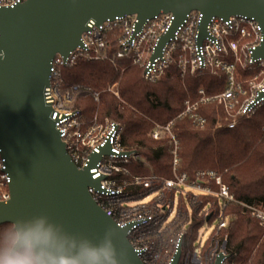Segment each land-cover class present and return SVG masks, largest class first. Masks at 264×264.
I'll return each mask as SVG.
<instances>
[{
	"label": "water",
	"instance_id": "95a60500",
	"mask_svg": "<svg viewBox=\"0 0 264 264\" xmlns=\"http://www.w3.org/2000/svg\"><path fill=\"white\" fill-rule=\"evenodd\" d=\"M193 11L202 14L199 44L213 17L256 20L263 40L253 58L264 61V0H24L14 7L0 6V51L5 53L0 60V155L10 193L7 201L0 200V225L12 224L22 235L47 233L56 254L104 248L113 253L115 264H145L130 242L132 224L120 227L89 192L99 190L101 181L93 179L89 169L111 154V145L101 146L99 154H90L88 167L78 168L43 93L50 85L53 59L81 46L90 20L101 24L134 16L140 27L146 20L172 14L173 24L160 38L158 55ZM262 96L264 91L257 99ZM181 252L182 238L168 264H179Z\"/></svg>",
	"mask_w": 264,
	"mask_h": 264
},
{
	"label": "trees",
	"instance_id": "16d2710c",
	"mask_svg": "<svg viewBox=\"0 0 264 264\" xmlns=\"http://www.w3.org/2000/svg\"><path fill=\"white\" fill-rule=\"evenodd\" d=\"M253 69H259L258 65L241 71V75L251 77L254 72L249 73V70ZM62 79L66 86L80 87L73 107L86 120H83L85 126L104 125L105 119L119 124L121 145L126 150L137 151L140 156L128 163L115 162L123 171L115 172L113 177L127 183L122 200L142 201L150 196L148 208L160 217L157 224H148L136 234L141 244L148 245L152 255L158 254V258L148 264H168L171 259L167 260L168 256L175 251L172 240H177L186 225V232L191 233L185 234L183 243H192L199 228L220 221L221 213L232 217L228 226L219 230L221 237H218L227 235V263L264 264V229L257 219L245 213L247 209L242 205L264 209V103L249 117H240L232 128L217 127L225 116L226 121L230 119L224 107L214 102L203 104L199 113L206 117L207 123L195 128L186 118L177 119V115L188 98L197 99L200 89L208 96L223 92L227 85L224 72L215 75L200 70L184 76L178 65L172 64L159 78L148 81L139 66L121 58L114 63L79 60L62 67ZM115 82H118L120 99L106 90ZM88 89L99 91L97 101ZM170 120H174L173 131L179 142L180 172L186 173L191 181L201 171L220 174L234 202L224 204L217 195L193 191L175 193L166 189L158 198L152 193L159 190V181L154 182L151 189L133 183L136 176L155 175L159 179L173 176L171 142L168 138L155 140L150 135L154 123L165 124ZM209 185L218 189L212 180ZM164 206L165 211L160 212ZM170 210L173 213L176 210L173 216ZM13 232L12 224L0 225V246Z\"/></svg>",
	"mask_w": 264,
	"mask_h": 264
},
{
	"label": "built area",
	"instance_id": "2783aa9c",
	"mask_svg": "<svg viewBox=\"0 0 264 264\" xmlns=\"http://www.w3.org/2000/svg\"><path fill=\"white\" fill-rule=\"evenodd\" d=\"M12 4L13 0H0V6ZM201 19L200 12L193 11L188 14L158 55L155 54L157 45L173 24L172 14H161L146 20L140 27L134 16L116 17L114 20H106L101 24L90 20L87 23L88 29L81 36V46L70 51L65 57L57 55L53 59L50 68V85L44 89L43 93L45 102L53 110L52 119L55 121L60 137L78 168L88 167L91 153L99 154L101 146L107 142L111 145V154L102 156L89 169L93 179L101 178L100 189L89 188V192L98 204L111 212V217L120 227L132 224L129 229L130 242L141 252L140 257L145 264L158 258V254L152 255L148 245L141 244L136 234L148 224H157L160 217L157 212H152L148 208L149 196L142 201L122 200L127 183L114 178L113 174L123 171V168L108 160L112 158L121 163H128L132 159H140V156L137 151L126 150L121 145L119 127H116L115 122H109L105 130L101 132H97L94 126H85L81 113L72 105L74 95L80 87L66 86L65 90L63 89L62 67L73 65L79 60H110L114 63L117 59L127 58L133 65L140 66L143 78L148 81L159 78L172 64L178 65L182 75L187 71L194 74L200 70H208L215 75L224 72L227 76V85L223 92L208 96L200 89L197 99L188 98L183 104V110L176 118H186L187 122L195 128L204 127L206 117L199 113L200 106L218 102L224 106L230 119L223 124H218L217 127H235L240 117H249L264 103V96L257 99L259 92L264 91V79L257 84L253 82L260 74L251 76L252 80H245L248 86L244 87L241 73H239L240 70L246 71L254 65L264 70V61L253 58L254 50L263 40L262 29L256 20L240 15L231 16L226 20L213 17L207 24L206 36L199 44L198 25ZM114 95L118 96V93ZM92 96L97 99L99 93H93ZM174 120L165 124L154 123L150 131L153 139L168 138L171 142L173 176L169 179H159L155 175L148 178L136 176L133 178V183L151 189L153 183L159 181V190L152 193L158 198L163 196L162 190L166 189L175 193L193 191L196 194L217 195L224 204L234 202L235 199L223 183L220 174L211 170L201 171L197 173L196 179L191 181L186 173L180 172L179 142L173 131ZM4 169V160L0 155L1 201H7L10 198L9 178ZM211 180L218 187L216 191L210 189ZM133 201L136 202L130 205ZM242 205L247 209L245 213L257 219L264 229V209L243 203ZM164 209L165 206L159 211L163 212ZM169 213L172 214L173 210ZM220 217L221 220L216 221L213 227L216 236L229 221V217L223 213ZM185 234L184 231L180 232L175 249L181 238L183 246ZM184 249L182 247L179 264H216L220 256H223L220 264H228L227 235L223 238L213 237L211 240L208 236L204 241L198 240L196 246Z\"/></svg>",
	"mask_w": 264,
	"mask_h": 264
},
{
	"label": "clouds",
	"instance_id": "9594fccd",
	"mask_svg": "<svg viewBox=\"0 0 264 264\" xmlns=\"http://www.w3.org/2000/svg\"><path fill=\"white\" fill-rule=\"evenodd\" d=\"M21 4L13 0L11 7ZM5 53L0 51V60ZM0 264H115L113 253L104 248H84L75 254H56L48 243L47 233L13 232L0 246Z\"/></svg>",
	"mask_w": 264,
	"mask_h": 264
},
{
	"label": "rangeland",
	"instance_id": "374dc122",
	"mask_svg": "<svg viewBox=\"0 0 264 264\" xmlns=\"http://www.w3.org/2000/svg\"><path fill=\"white\" fill-rule=\"evenodd\" d=\"M137 66H139V65H137ZM140 67V66H139ZM258 68L259 69H257V70H249V73H250V71H252V73H253V75L254 74H260V76L255 80V81H253L254 82V84H257V83H260L261 81H262V79H264V73H263V69L261 68V67H259L258 66ZM239 73H241V70L239 71ZM187 74H190L188 71L187 72H185V74H184V76L185 75H187ZM252 76V75H251ZM253 77V76H252ZM241 80H242V83H243V85H244V87H247L248 86V83H245L244 81L245 80H252L253 78H250V77H248V78H245V77H243L242 75H241ZM63 83H64V81H63ZM64 85H65V83H64ZM66 86V85H65ZM81 88L82 89H87L85 86H81ZM89 90V92H90V94H91V96H92V94L93 93H99V91L98 90H91V89H88ZM108 92H110L111 94H114V93H118V96H115L117 99H120V93H119V90H118V82H115V83H113V84H111L110 86H108V88L106 89ZM77 95H76V93H75V95H74V101L76 100V97ZM93 97V99L94 100H98V98L97 99H95L94 98V96H92ZM74 101H73V103H74ZM73 103H72V105H73ZM214 103H217V104H220V103H218V102H214ZM222 107H224L222 104H220ZM225 110V109H224ZM227 112V111H226ZM83 120H85L84 119V117H83ZM86 121V120H85ZM84 121V122H85ZM220 121H222V122H220ZM109 122H111V120H109V119H105V123H104V125L103 124H99V125H93L94 127H96L97 128V132H101V131H103V130H105V128L107 127V125H108V123ZM226 122V116H225V118L223 119V120H219V122H218V124H223V123H225ZM206 123H207V119H206ZM262 130L264 131V125H263V128H262ZM108 160H110L111 162H113V163H115V162H117V160H115V159H112V158H108ZM202 185H203V183H201ZM210 189L212 190V191H216L215 189H212V186L210 185ZM148 199H150V196L148 197ZM148 199H146V200H148ZM137 201V200H136ZM136 201H133L132 203H130V205H133L134 204V202H136ZM141 201V200H140ZM193 202H194V200H193ZM175 211L176 210H174V213L171 215V216H173L174 214H175ZM229 217V221H230V218H232V217H230V216H228ZM229 221H228V223H229ZM215 226V222H213L212 223V225H206V224H204L201 228H199V230H198V232H197V235L196 236H198L197 237V239L196 240H193L192 241V243L189 241H187V242H185V243H183V246L182 247H184L185 249H190V243H191V245L192 246H196V244H197V241L198 240H201V241H204L205 239H206V237H208L209 236V240H211L213 237L214 238H218V237H221V234L219 235H215L216 233L213 231V227ZM227 226H228V224H227ZM186 227H188V225H186L183 229H182V231H184L187 235L189 234V233H191V232H189L188 231V233L186 232ZM5 229V228H4ZM191 231V230H190ZM185 236V235H184ZM224 236V235H223ZM176 244V241H174V240H172V244ZM184 249V250H185ZM173 250V247H172V249H171V251ZM174 250H175V246H174ZM174 252V251H173ZM173 254L174 253H172V255H169L168 256V258H167V260L170 258V257H172L173 256Z\"/></svg>",
	"mask_w": 264,
	"mask_h": 264
}]
</instances>
